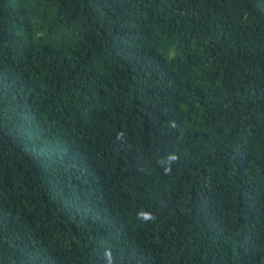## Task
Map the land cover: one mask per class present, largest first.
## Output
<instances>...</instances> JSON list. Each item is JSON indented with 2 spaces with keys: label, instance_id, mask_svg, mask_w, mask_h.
<instances>
[{
  "label": "trees",
  "instance_id": "obj_1",
  "mask_svg": "<svg viewBox=\"0 0 264 264\" xmlns=\"http://www.w3.org/2000/svg\"><path fill=\"white\" fill-rule=\"evenodd\" d=\"M106 250L264 264V0H0V264Z\"/></svg>",
  "mask_w": 264,
  "mask_h": 264
},
{
  "label": "clouds",
  "instance_id": "obj_2",
  "mask_svg": "<svg viewBox=\"0 0 264 264\" xmlns=\"http://www.w3.org/2000/svg\"><path fill=\"white\" fill-rule=\"evenodd\" d=\"M178 159L177 155L175 153L170 154L169 156V166L165 168V173L171 172V162H174ZM143 218L145 221L147 220H155L156 217L154 215H150L148 213H140L138 214V219ZM104 256L106 258V264H113V257L110 250H106L104 253Z\"/></svg>",
  "mask_w": 264,
  "mask_h": 264
}]
</instances>
